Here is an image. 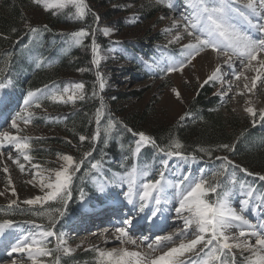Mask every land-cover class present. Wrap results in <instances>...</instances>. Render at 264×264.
I'll list each match as a JSON object with an SVG mask.
<instances>
[{"label":"trees","instance_id":"obj_1","mask_svg":"<svg viewBox=\"0 0 264 264\" xmlns=\"http://www.w3.org/2000/svg\"><path fill=\"white\" fill-rule=\"evenodd\" d=\"M116 1L120 0H84L89 9L84 10L83 17L77 15L76 7L68 5L63 10L44 12L43 25L25 26V10L37 12L42 6L35 0H0V83H12V100L21 98L22 91L29 93L45 85L66 81L70 74L77 75L84 85L83 99L74 104H57L50 99L44 101L52 114L63 112L65 119L57 125L61 133L56 138H35L31 142V154L42 164L58 157L63 151L71 154L74 163L82 161L79 170L72 175L71 197L67 199V204L52 203L45 206L46 209L62 211L63 207L72 208L86 185L85 179L88 178L87 173L92 170L93 163L103 165L107 162L111 166L119 164L124 169L132 167L136 159L151 163L157 154L171 151V146L176 141L181 144L179 151L182 155L211 163L214 167H221L225 163L223 158L227 157L231 165L225 164L224 171L229 167L235 168L238 174L247 175L255 180V183L264 185V181L260 179V176H264V130L257 125H251L247 117L240 118L229 108H226L228 110L224 114L219 108V98L213 83L197 88L185 106L182 116L188 115L184 120H174L167 116L163 108L160 110V99L156 94L141 103L135 101L142 98L146 90L144 87H127L126 84L131 78L134 82H139L149 77L143 68L142 60L139 59L141 55L148 57V51H151L146 36L151 38L150 42L163 39L155 35V30L150 29V24L137 40L129 39L127 34L122 37V49L128 56L130 66L93 64V41L98 45V51L108 55L109 60L124 58L120 53L109 51L111 39L99 34L104 24L119 29L127 27L126 12L111 6ZM97 7L103 11L94 12ZM168 12L166 3L152 0L140 9V16L152 23L159 14L166 15ZM96 23L98 24L95 25ZM61 26L68 29L60 31ZM31 28L37 29V33L31 32ZM81 28L88 29L89 35L81 37L80 43L77 44L71 34ZM93 29L98 32L96 38L91 34ZM171 52L173 51L169 50V53ZM109 68L114 72L107 73L104 70ZM97 72L100 73L101 80L97 79ZM113 74H116L124 89L113 91ZM167 78V81L172 79L170 75ZM101 82H105L102 90L99 87ZM161 86H166L164 81ZM128 101L131 102L127 103ZM107 121L112 127L105 132ZM128 129L132 131L129 132ZM140 132L151 140L146 141L144 146L140 144L141 148L137 152L139 137L135 133ZM94 134H98L96 140L92 139ZM81 135L88 139L81 142ZM151 141H155V144ZM224 144L232 148L225 150L221 147ZM209 150L211 155L208 154ZM86 153L91 155L86 156ZM218 157L221 159H217ZM211 183L214 184L213 179ZM45 207H29L21 203L11 207L0 204V222L31 218L43 220L47 216L36 213L44 211ZM58 216L57 211L56 223ZM229 259L232 260V256H229ZM79 262L97 263L94 262L93 253L80 250L74 255L64 257L61 264Z\"/></svg>","mask_w":264,"mask_h":264},{"label":"rangeland","instance_id":"obj_2","mask_svg":"<svg viewBox=\"0 0 264 264\" xmlns=\"http://www.w3.org/2000/svg\"><path fill=\"white\" fill-rule=\"evenodd\" d=\"M151 1L152 0H120V1L113 2L111 4L112 7H116L122 10L124 13L126 12L125 18H126L127 27L123 29H119V28H114L111 26H106L104 24L101 26V30L99 34H101L106 39H109V40L111 39L112 43H111V47L109 48V51L111 52L115 51L116 53H120L121 55H123L124 58L116 59V60H109L108 55H106L105 53L103 54L100 51H98V54L95 57L96 59L99 60L98 65H101V64L106 65L107 63H110L112 65L130 66L129 60L127 58L128 56L122 49V44H121L122 39H123L122 37L127 34L128 35L127 37L129 39L137 40L139 36H142L144 34L145 30L149 27V24H150L151 25L150 29L154 28L155 35L157 34L158 36L163 37V39L161 41L150 42L151 38L146 36V41L149 42L148 44L150 46L151 51L150 50L148 51V57L145 58L144 56L141 55L139 59L142 60L144 69L149 74V77L146 78L145 80L134 82V80H132V78L128 76L131 79L126 84L127 87L129 86L131 88H143L144 87V89L146 90L144 94L142 95V98L135 100L136 102L141 103L144 100L146 101V99L151 97L153 94H156L158 95L160 99L158 102V108L160 110L161 108H163V110L166 112L168 117L174 120H177L184 114L185 106L188 103V101L192 98V95H194L197 88L202 85L203 81L206 79L207 76L211 74V72L216 68V66L220 65L222 67L221 78L217 79L216 81L209 82V83H213L214 85L215 83L217 84V86L215 87L216 88L215 92L217 93V96L219 98V108L224 111L223 112L224 114L227 113L228 109L226 110V108H229V110L232 113H235L240 118L247 117L250 120L249 123L251 125L255 124V125L261 126L262 129H264V123L260 120V116H259L260 112L264 111V86H263L264 83L257 84L260 86V88H256V90L252 89V91H248V88H251L252 80L256 75L255 70L252 67L254 65H251L250 68H244L242 64L243 69H240L239 71L237 70V66H235V69L237 70V72L240 73V75L242 76L239 80L233 79L229 73V69H228L229 66L225 65V62H224L226 60V57L223 55H219L217 52L213 51L211 48H206L204 49V51L196 55L195 58H193L190 63H187L182 72H172L170 74H167L166 71H162V68H164V66L169 61L182 59L181 49L183 45H186L188 43H193L195 41H194V36L188 35V33L185 31L184 25L186 21L182 19L181 14H180L181 12L186 11L185 9L186 0H172V3L175 4V7L174 8L168 7L170 13L167 15L159 14L156 17V19H154V22L152 23L150 21L142 19V16H140L141 15L140 9L144 8L145 4ZM45 3H55V0H41L39 4L42 6V9L37 10V12L30 11L28 9L25 10L24 13L26 15V20L25 22H23V25L25 26L26 25H29V26L30 25L32 26L43 25L44 24V21H43L44 12L59 11V10H63L66 7V6L63 8L50 7L48 8V10H45V7H44ZM162 3H166L168 6L169 0H162ZM86 9H89V7L87 6ZM98 11L101 12L103 11V9L99 7L95 8L94 12H98ZM97 24L98 23H96L95 25ZM173 24L178 25L179 27L173 28L172 27ZM63 29L66 30L68 28L61 26L60 31H63ZM105 29H108L110 31V34L107 36L104 34ZM177 33H179L181 38L178 41L169 43V41L173 40V37L176 36ZM97 34L98 32L95 29V35H94L95 38L97 37ZM92 47L93 45L91 46V52H93ZM169 50L173 52L169 53ZM222 58H224L223 61H222ZM234 65H236L235 62H234ZM104 70L107 71V73L114 72L113 70H110V68L104 69ZM168 75L172 77L171 81L169 80L167 81ZM111 76L112 78H114L112 79V84L114 85L113 91L124 89V86H121L119 84L116 74H113ZM106 81L109 82L108 79H106ZM163 81L166 86L162 87L161 83ZM77 83H82V82L78 80L77 75L70 74L66 78V81H62L60 83L56 82L55 84L47 86V88L50 90L49 95L40 96V98L37 101H35L31 106H29L27 109L29 112L33 114L31 122L25 125L22 121L18 120V126L22 129V131L20 132H17L16 129H13L11 127V123L13 119L17 118L18 114H21L24 112L25 100L28 98V95H23V97L20 98V100L19 99L11 100L10 99L11 97L10 87L11 88L13 87L12 83L7 81L4 84V86L1 87L2 91L0 93V142H3L4 146L0 148V192H3L5 194L0 196V204L10 205V202L12 200H16L17 203L26 205L23 203L24 200L33 198L37 195H41V196L44 195V193L48 189L46 188L42 189L41 176L39 173L43 171V179H44V182L47 183L49 182L48 181L49 175H51L52 180H54L55 171L60 170L62 166H66V162L61 159V156L65 154L71 156L70 153L63 151L60 153L58 157L52 160L46 161V164H42L38 162L34 158V156L31 154V151H32L31 142L35 138L59 137V134L61 133V131L59 130V127L57 125H59L61 121L65 119V116L63 115V112L52 114V111L49 108H47L46 105L44 104V101L46 99H50L52 102L57 103V104H62V105L74 104L75 102L80 100L79 97L82 96V93H83V90L75 89L74 85ZM224 83H226L227 87L224 86ZM245 85H247L248 88H246ZM66 87L69 89L68 94L63 93V89ZM42 89H45V87L39 90H42ZM172 89H176L177 91L180 92L181 94L180 99L176 98V96L172 92ZM258 90H261V91H258ZM255 91L257 93H255ZM222 93H225L226 95H222ZM69 94L73 95L75 98L73 100H68L67 95ZM229 94H231V96ZM53 95H55L58 98L53 99L52 98ZM61 96L63 97L62 99L59 98ZM130 102L131 101H128L127 103H130ZM37 104L39 105V107H37ZM252 104L253 105L257 104L254 110L255 116L250 115L245 111L247 107H252ZM252 108L254 109V107ZM260 122L261 124H259ZM109 124L110 122L107 121L105 125V132L106 130H110V128L108 127ZM5 131L9 132V134L12 136H25L29 138L28 143L30 144V148L26 150L24 154L30 156L31 158L30 161L24 160L23 155H21L20 153L16 151L14 145L9 144L7 141H3L2 134ZM141 144H144V142ZM10 155L12 159H9ZM155 159L156 161H154L152 165H145V164H142L141 160H137L136 165L131 168L130 173H132L136 169H140V170H143L147 174L146 177H148V175H150L152 172L156 170H162V168H165L167 163H169L170 161H174L173 162L174 168H176L177 166L179 171L181 170L183 171V169L186 168L185 170L187 171L188 174H186L185 176H189L190 174H193L192 176L193 180H199V178L203 176L205 180L213 179L214 182L216 181V183L217 181H223V184H221V188H223L224 185H227L226 190H228L229 193L233 194L235 192L250 191L252 193V197L260 198L259 203H264V185L255 184L254 180L249 179L246 175H239L238 172L232 168H229L227 169V171H224L225 175H220L216 178H213V173L221 171L220 166H216V167H213L212 165L203 166L199 161L185 159L184 157H176V156L169 157L166 155H160L158 158L156 157ZM13 160H18L20 164H23L25 167V170L21 172L17 163H13ZM164 161H167V163L166 164L163 163ZM34 165L39 166V168H34L33 167ZM170 166L171 165L167 164V168H170ZM5 167L8 169V173H5L3 171ZM177 168L175 169L176 170L175 172H177ZM115 169H120V168L117 167V168H113L109 170V167L107 166L98 165V167L95 168L97 175L93 177L89 176V178H87V180L85 181L86 183L85 186L91 185L96 189V193H97L96 196L98 197L99 200L115 201L116 197L114 198L109 197L111 196L110 193H108L106 197L102 195L101 191L99 190L98 185H96V184H103L104 186L106 185L112 186L113 184L116 185L117 180L121 179L123 174L117 173ZM44 170H51V171L49 172V171H44ZM34 173H35V177L33 175ZM179 173L180 172H178V174ZM164 175H169V174H164ZM9 176L11 177V180H12L11 185H9L8 183ZM182 176H184L183 173H182ZM123 177L127 178L128 176H123ZM232 178L235 179L236 181L235 183H229V180ZM30 180L32 181L31 184L28 183V181ZM12 188L15 189L16 195H12ZM170 188H174V187H170ZM221 188H218L217 191H221ZM70 190L72 191V180L70 182ZM83 190H81L80 192H82ZM256 190H260L261 196H258V193L256 192ZM210 193L211 192H209V194ZM93 198H94L93 195L86 196L85 193H81V195L79 194L78 200H77V208L74 210L75 213H78L82 209L83 204L86 202H89ZM58 202L60 204L62 203L59 200H54V201L46 202L44 204L27 205V206L45 207L52 203L56 204ZM107 204L110 205L108 206V208H110L111 204H114V203H107ZM124 204L126 205L125 206L126 209H124V213L122 215L124 216V218H130L129 214H131V212L128 211V208H130V203L126 201V203ZM136 208L137 207L133 209L134 214H140V215L143 214L139 209L137 210ZM62 209H63L62 212H64V207ZM56 210H59V209L48 210L45 207L44 212H48L51 214V213H56L57 212ZM87 213L88 211L85 212V214ZM63 217L64 219H66L69 216L67 215V213L66 214L64 213ZM32 220L42 223V224H35L36 226H41V227H43L44 225L50 226L49 224L50 216L43 218V220L39 218H33ZM65 225L66 223H63L62 221L59 225L57 224V226L54 227V231L56 235L50 237L48 243L46 244L49 249L53 250V256H44L48 261L45 264H52V260L54 256H59V264H61V262H63L64 257L74 255V253L76 252V249L79 247H82L83 250H87L90 253H93L94 262L95 263L97 262L96 264H109L108 259L107 258L102 259L99 253L103 251L110 252L111 251L110 249L106 250L105 249L106 246H102L103 248L100 246L98 248V246H94L89 241L88 242L83 241V240L73 241L76 237H79V235L75 237L73 233V235H71L70 237H67L68 233L61 232L62 228ZM41 227H39L38 229H40ZM59 228H61L60 232L57 231ZM75 229L77 230V228ZM88 229L95 230L94 227L88 228ZM100 229L99 231H101ZM91 230L90 232H93ZM95 231L99 232L98 230H95ZM74 232H77V231H74ZM81 232H84V231H81ZM61 234H62V241H66V243H63L61 239L58 238V237H61ZM206 238H207V235H206ZM142 239L143 237L142 238L138 237V242L140 244L142 242ZM191 239H195V237L194 236L188 237L187 239L184 238V239H180L179 241L182 240V241H185L186 243ZM110 244L112 245L114 244V242ZM214 247H216L215 242L213 245H210L208 247H203L202 244L197 245L196 248L197 250H199L198 252L186 253L185 255H183V259L181 257H180L181 259L179 258L178 259L183 260L184 264H191L192 261H199V264H203V261L208 260L210 256L212 255V249ZM57 248H68L70 249V252L65 254L61 250L60 252L57 253L55 252ZM123 248H124L123 246L122 247L118 246V251ZM140 251L139 250L137 251V249H133V251L131 252L138 253L140 255V259L143 260L144 257H142V252L140 253ZM232 252L235 255V264H243L245 262V258L249 257L248 251H241L240 249H233ZM229 256H232V254H229ZM229 256L225 257L227 264H229V262L231 264V259H229ZM48 257H51V258H48ZM128 259L132 262V264H135L134 258H128ZM7 263L9 262L7 261ZM21 264H24V263H21ZM211 264H219V261H211Z\"/></svg>","mask_w":264,"mask_h":264},{"label":"snow or ice","instance_id":"obj_3","mask_svg":"<svg viewBox=\"0 0 264 264\" xmlns=\"http://www.w3.org/2000/svg\"><path fill=\"white\" fill-rule=\"evenodd\" d=\"M36 3H40L41 0H35ZM162 2V0H161ZM67 5H72L76 7L77 15L83 17L85 14L84 10L86 5L84 0H55V3H45V10H48L50 7L63 8ZM169 8H174L175 4L172 3V0H169ZM252 14H257V4L255 0H249V3L245 5ZM259 8L264 10V0H259ZM186 11L181 12V17L186 21L184 25L185 31L190 36H194L193 43H188L183 45L181 49L182 59L180 60H171L169 61L162 71H166L167 74L172 72H182L187 63H190L196 55L204 51L206 48H211L213 51L217 52L219 55H223L228 59L225 60V65H228L232 70L233 78L236 80L240 79V73L235 70L234 62L232 61L233 56H238L243 64L244 68H250L253 61H257L260 65V68L264 69V58L258 59V54L264 52V25L252 24V21L243 11L232 6L231 0H186L185 3ZM259 15H264V11L260 12ZM235 16H239L241 19L245 20L250 26L255 27L257 31L261 33V37L254 39L245 32L240 31L235 24L233 19ZM98 22L99 17H96ZM46 27V26H45ZM173 28L179 27L178 25L173 24ZM31 32L37 33V29L31 28ZM168 31V30H166ZM91 34L95 35V30H92ZM104 34L107 36L110 34L108 29L104 30ZM89 35V30L81 28L80 30L71 34L75 43H80V38ZM179 33L173 37V40H170L169 43L178 41L180 39ZM92 51L94 54L93 64L98 65L99 60L96 59L98 54V45L93 41ZM247 61V63H244ZM222 67L217 65L216 68L211 72L209 76L203 81L201 87L207 85L209 82L216 81L221 78ZM97 79L101 80V75L97 72ZM264 79V74L258 72V75L253 78L251 88H248V91L256 88L257 80ZM4 85L0 83V87ZM75 89L83 90V83H77L74 85ZM102 90L105 87L103 82L99 85ZM231 87V86H230ZM50 90L45 87V89L37 90V92H29L28 98L25 100V110L23 113L18 114L16 119L12 120L11 127L16 129L17 132L22 131L18 126V120L22 121L25 125L29 124L32 120L33 114L27 109L35 101H37L40 96L49 95ZM172 92L177 99L181 98V94L176 89H172ZM64 94L69 93V89L66 87L63 89ZM95 95V93H94ZM222 95H226L222 93ZM53 99H57L55 95L52 96ZM62 99L63 97H59ZM75 97L71 94L67 95L68 100H73ZM83 99V96L79 97ZM114 99V98H113ZM37 107L39 105L37 104ZM245 111L255 116L254 109L252 107H247ZM188 114L181 116L180 119L184 120ZM99 117V110L97 113ZM260 120L264 122V111H261ZM99 124V119L97 120ZM109 128L112 127V124L108 125ZM129 132L132 129H128ZM3 141H7L9 144L14 145L16 151L23 155V159L30 161V156L24 154L26 150L30 148L28 143L29 138L25 136H12L9 132H3ZM138 135L139 141L137 142L136 151L139 152V145L145 141H150L151 138L146 136L143 132L135 133ZM98 134L92 136L93 140L97 139ZM80 141L83 142L88 139L86 136L81 135L79 137ZM154 145L155 141H151ZM3 142H0V148H2ZM171 151H165L166 156H176L181 157L182 153L179 151L181 149V144L179 141L174 142L171 146ZM221 147L225 150H229L232 146L224 144ZM203 151V149H201ZM211 155V150L208 152ZM86 156H90L91 153H86ZM9 159H12L11 155ZM61 159L66 162V166H62L60 170L55 171V179L52 180L51 175L48 176L47 183L43 179V171L39 174L41 176V187L48 189L44 195H37L33 198H29L23 201L26 205H38L44 204L49 201L59 200L64 204H67V198L71 197L70 182L72 180V175L75 171L79 170L81 163H74V159L70 155H62ZM221 159V158H217ZM224 164L221 165V171L213 173V178H216L220 175H225L224 169L225 164L231 165V161L227 160V157L223 158ZM13 163H17L20 171L23 172L25 167L23 164H20L18 160H13ZM163 163H167L164 161ZM34 168H39V166L34 165ZM96 163L92 164V168H97ZM238 167V166H236ZM241 171H247L246 169H240ZM5 173H8V169L5 167L3 169ZM51 171V170H44ZM35 177V173L33 174ZM147 174L140 169L134 170L127 177V187L128 191L125 193V198L128 203L136 205L137 200L134 197H138L139 210L144 211L145 207L148 205L150 200L154 201L155 207L151 212V216L155 217L160 214L164 209L161 207L162 204H167L166 190L167 185L163 182L164 174L161 173V178L156 180L145 179L142 183H137L138 177H145ZM121 178V182H122ZM227 179V177H226ZM260 179L264 181V176H260ZM235 179L232 178L229 180V183H235ZM9 185L12 184L11 177L8 178ZM32 183V181H28ZM223 181H217L216 184L206 181L203 176L199 180H193L190 176H184L183 180L172 185L176 189L178 206H175L174 211L178 217L183 218L184 229L179 233L170 234L166 236H158L156 238L155 245L148 244V248L152 251L156 249L166 247L168 242H172L175 235L181 237L187 236L190 233L195 235V239H191L188 242H183L178 246L171 247L167 252L162 255L156 256L153 258L151 254H145L144 259H140V255L136 252H130L126 249H120L119 251L113 250L112 252H100V257L107 258L109 264H132L128 258H134L135 264H184L183 260H179V257H182L189 252H198L196 246L203 245V247H208L213 245L215 242L216 247L212 249V255L208 260H204L203 264H211V261H219V264H227L225 257H228L229 254H232L231 264H235V255L232 252L233 249H240L241 251H248L251 253V257L245 258V264H264V224L259 225V227H253L249 221L242 215L237 213L229 204V191L227 185H224L221 188ZM218 188H221V191H217ZM100 191H104L105 188L101 187ZM211 192L216 194L217 200L210 201L207 199V194ZM5 193L0 192V196ZM12 195H16L15 189L12 188ZM17 203L16 200L10 202V207ZM58 211L60 217L64 216V212ZM243 211V209H242ZM187 212L189 215L184 217L183 214ZM36 215L48 216V212L39 211ZM133 219H124L122 225L115 228V232L118 234L116 239L124 242L123 238H127L128 243H136L135 240L129 235V229L132 225ZM49 224L51 228H42L39 231L37 237L36 233L30 232L26 236L19 238L15 245L11 247L9 256H12L13 253L17 254H27V258L31 260V264H42L38 259L41 256H53V250L47 248L46 244L48 238L56 235L54 227L56 224V213H51ZM195 226L193 231L192 226ZM12 226L10 220H4L3 223H0V235L4 234L6 228ZM38 228L41 226H37ZM239 228V237L234 235H229V229ZM207 234V238H206ZM248 237L249 239H242ZM255 237V245H252L249 240L250 238ZM62 241L61 237H58ZM229 241H235L230 243ZM63 242V241H62ZM63 251L65 254L70 252L68 248H57L55 252ZM23 260V256L19 257ZM13 264H16V261L13 260ZM52 264H59V256H54ZM191 264H199V261H192Z\"/></svg>","mask_w":264,"mask_h":264},{"label":"bare ground","instance_id":"obj_4","mask_svg":"<svg viewBox=\"0 0 264 264\" xmlns=\"http://www.w3.org/2000/svg\"><path fill=\"white\" fill-rule=\"evenodd\" d=\"M239 1H247V0H239ZM234 2L235 3H232V6L234 8H238L241 11H243L245 13V15H247L250 18V20L252 21V24L264 25V15H259V13L264 11V10L259 8V0H255V3L257 4V14L256 15L252 14V12L245 7V5H246L245 3L238 2V0H235ZM233 23L235 24V26L240 31L245 32L246 34H248L252 38L257 39V38L261 37V33L259 31H257V29L255 27L250 26L248 23H246L239 16H235L234 17ZM259 58H264V52L258 54V59ZM223 59L224 58H222V61H223ZM226 59H227V57H226ZM232 61L235 62V64H236L235 66H237V70L238 71L240 69H243L241 60H240V58L238 56H233L232 57ZM246 62L247 61H245L244 63H246ZM252 65H254L252 67L255 70V74H256L255 77L258 75V72L261 73V74H264V69L260 68V65L258 64L257 61H253ZM228 69H229L230 76L233 77L231 68L228 67ZM241 76L242 75H240V78H241ZM262 83H264V79H258L257 80V84H262ZM257 84H256V86H257L256 88H260V86L257 85ZM263 86H264V84H263ZM256 88H255V90H256ZM258 91H261V90H258ZM255 93H257V92L255 91ZM258 93H260V92H258ZM229 95L231 96V94H229ZM256 106H257V104L256 105L252 104V107H254V110H255ZM173 162L174 161H170L169 163H167V164L171 165L172 167L170 166V168H167L166 171H165V174H169L168 176L170 178H174V179L175 178L177 179V176H178V178L180 176V179L183 180L184 176L186 174H188L187 171L185 170L186 168H184L183 171H181L178 174V172H175V168H174ZM182 173H183L184 176H182ZM189 176L192 178L193 174H190ZM149 177L150 176H148V177H146V176L145 177H138L137 178V183H142L145 179H148ZM127 184H128L127 178H123L122 182H121V179L117 180V184L113 187L114 188V192H112V193H114V194H111V196H109V197H113V198L116 197V199H115L116 202L118 201L117 203H119V205H121L122 206L121 208H123V209H126V207H125L126 205L124 203H126V200H127L125 198V193L128 191ZM169 189L173 191L175 188H170L169 187ZM174 191L176 192V190H174ZM101 193H102V195H104L106 197L107 194H108V191L105 190V191H103ZM247 195H248V192H245V191L235 192L233 194H230L229 195V203L233 204V208H234V210L236 212H240L243 215H245L247 217H250V219L254 223H257L256 226L258 228L259 225L264 224V203H259L258 199L251 197L249 199L250 200L249 201L250 202L249 205L248 206H244L241 203V198H244ZM166 196H167L168 203L166 205L162 204L161 207L164 210L160 214H158L157 216L154 217L153 225H155V227L152 228L151 233L149 234L148 238H144V236H145V231L144 230H138V229H136V230L135 229H131V230L129 229L128 230L129 231V235L131 236V238L136 241V243H134V244L133 243H128L126 237L123 238L124 242H121V241L116 239V236L118 234L115 232V228L118 227V226H121L122 222L121 223L119 222V224L108 223L105 226H103L100 229L101 231H99V232H97L95 230L88 229V228H93L94 226H92V224H87L82 229V231H84V232H82V234H80V233H77V234L79 236L84 237L86 242L89 241L94 246H98V248L100 246L101 247L102 246H106L105 249L106 250L110 249L111 250L110 252H112L113 250H117L118 251V246H121V247L123 246L124 247L123 249H126V250H128L130 252L133 251V249H137V251L141 250L140 253L142 252V257H144L145 254H149L150 253L151 256L153 258H155L156 256L162 255L163 253L167 252L169 248H171L173 246H176V245H179L180 244L179 243L180 239H184V238L187 239L188 237H193V236L195 237V235H192L191 233L189 235H187V236H184V237H181L179 235H175L173 241L172 242H168L166 247H162V248L156 249L155 251H152L151 249L148 248V246H147L148 244L155 245L156 238L158 236H166V235H170V234H176V233H179L181 230L184 229L183 218L182 217H178L176 215L175 211H174L175 206H178V198H177V196L176 197L171 196V194H170V192L168 190H166ZM118 199H121V201H119ZM134 199L137 200V203H136L135 206H139L138 197H135ZM113 205L114 204H111V207L108 208V206H110V205L106 204V209H108V211H111ZM254 206H258L259 213H258V215H251L250 216V211H251V209ZM153 207H155V203H154V201L150 200L148 202L146 211L150 212L153 209ZM242 209H243V211H242ZM93 210H95V208H92V210H88L87 214H91L92 212H94ZM83 214H85V211L83 212ZM188 215L189 214L187 212H185L183 214L184 217H187ZM106 220H112V218L108 219L106 217ZM158 220L160 221L159 223H158ZM114 221H116V220H114ZM174 227H178L179 231L175 232V233L172 232L171 229L174 228ZM192 229H193V231L195 230V226L194 225L192 226ZM34 230H35L34 227H27L25 229V231L32 232V233L34 232ZM90 230L93 231V232H90ZM74 231H77V230L75 229ZM232 232H233V229L231 228V229H229V233L228 234H231ZM71 235H73V233L69 234L68 237H70ZM234 236H236V235H234ZM138 237L139 238L143 237L141 244L138 242ZM7 238L8 237L3 238V239H7ZM246 238L249 239L248 237H246ZM17 240L18 239L13 240L12 244L16 243ZM251 240H252V238H250L249 241H251ZM112 242H114V244L111 245L110 243H112ZM63 243H66V241H63ZM119 244H121V245H119ZM7 249H8V242L4 241V240L1 241L0 242V259L3 257V259H1L2 262H6V264H13V260H15L16 258H19L20 256H23V261H25V262L29 260L27 258V254L26 253H24V254L13 253L12 256H9L8 255L9 252H8ZM38 258H41V257H38ZM7 261L9 263H7ZM16 264H21V263L20 262H16Z\"/></svg>","mask_w":264,"mask_h":264}]
</instances>
